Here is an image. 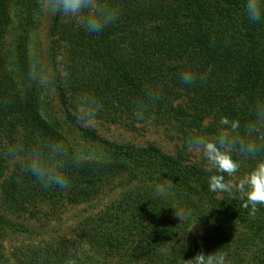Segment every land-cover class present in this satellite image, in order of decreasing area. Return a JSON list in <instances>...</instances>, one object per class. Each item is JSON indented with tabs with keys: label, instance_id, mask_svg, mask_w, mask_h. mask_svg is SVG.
<instances>
[{
	"label": "trees",
	"instance_id": "16d2710c",
	"mask_svg": "<svg viewBox=\"0 0 264 264\" xmlns=\"http://www.w3.org/2000/svg\"><path fill=\"white\" fill-rule=\"evenodd\" d=\"M244 2L106 0L119 17L99 34L51 16L47 37L55 79L50 89L80 140L90 142L91 151L83 152L66 139L49 88L28 77L29 53L40 62L39 0H0V264H182L216 250L234 263L264 264V205L252 216L238 194L209 191L214 173L185 146L190 134L215 135L221 116L243 126L256 101L264 100V18L250 22ZM189 69L206 79L185 85L180 74ZM148 88L160 98L138 119L136 103ZM83 93L102 105L97 118L131 129L165 125L181 140L180 148L168 153L154 143L109 140L93 126H79L73 101ZM48 140H63L70 150L95 154L99 162L69 166L66 189L44 188L3 155L11 143ZM233 158L244 173L255 164ZM157 187L165 194L157 195ZM110 192L101 209L80 220L76 237L29 239L15 247L13 262L6 258L8 231L25 232L30 221L44 220L42 204L61 198L88 202ZM176 212L186 219L180 221ZM194 224H211L213 231L181 235Z\"/></svg>",
	"mask_w": 264,
	"mask_h": 264
},
{
	"label": "clouds",
	"instance_id": "9594fccd",
	"mask_svg": "<svg viewBox=\"0 0 264 264\" xmlns=\"http://www.w3.org/2000/svg\"><path fill=\"white\" fill-rule=\"evenodd\" d=\"M43 14L61 16L75 20L86 32L99 34L105 28L116 23L118 9L111 7L106 0H39ZM244 13L250 22H259L264 18V0H245ZM28 77L37 85L45 88L53 86L54 72L42 65L29 53ZM185 85L194 84L197 79L203 81L206 75H197L192 70L180 74ZM159 93L148 88L144 99L136 103L134 115L145 119L149 104L159 100ZM73 117L81 127H91L96 123L102 105L97 99L83 93L73 101ZM253 117L243 126L239 119L221 116L215 135L190 134L185 139L186 150L200 154L206 161L205 171L212 172L208 178V189L212 192L238 194L244 209L255 216L258 205H264V100H257L251 109ZM236 154L244 159H251L255 164L243 176L234 180L241 164L233 158ZM3 155L11 162L20 163L23 171L30 173L44 188L66 189L70 186L67 173L69 166L80 168L88 162H99L95 154L85 155L75 149L70 150L63 140H48L42 143L26 145L17 141L3 149ZM225 175L229 179H225ZM157 195H164L165 188L157 187ZM180 221L186 219L183 213H177ZM195 224L190 228L193 229ZM227 253L216 250L205 254L197 253L182 264H230Z\"/></svg>",
	"mask_w": 264,
	"mask_h": 264
},
{
	"label": "rangeland",
	"instance_id": "374dc122",
	"mask_svg": "<svg viewBox=\"0 0 264 264\" xmlns=\"http://www.w3.org/2000/svg\"><path fill=\"white\" fill-rule=\"evenodd\" d=\"M50 15L42 13V22L38 29V36L40 40V62L51 70V56L49 54V41L47 37V30L50 24ZM48 97L51 99V107L55 109V114L62 121L64 132L66 133V139L71 143L78 145L77 147L83 149V152L91 151L89 147L90 142L80 140L74 124L68 119L66 115L59 109V103L52 91L48 89ZM59 107V108H58ZM61 114V115H60ZM60 115V116H59ZM137 123H135L136 125ZM98 133L109 140H116L118 142H131L137 145H145L147 143H154L158 145L163 151L168 153L176 152L177 147L180 148L182 142L177 138L174 130L168 128L165 125L155 124L153 122L147 123L146 125L138 124L136 128H130L125 122H114L110 123L105 120L97 118L96 123L93 125ZM189 152V151H188ZM191 158L201 159L203 158L200 154L189 152ZM242 168V166H241ZM240 172V173H239ZM234 180L240 179L244 172L239 171ZM109 184H107V188ZM106 191V190H105ZM101 198L81 203H68L65 199H60L55 203H48L41 205V215L44 214L46 218L44 220L30 221V225L27 226L25 232L11 233L8 231V235L3 240L4 253L7 259L13 262V255L15 247L19 244L30 240L43 239V241L61 239V238H73L78 234V226L80 220L86 215L91 214L98 209H101L104 203L111 199L112 193H105ZM59 199V198H58ZM5 215V213H3ZM11 220H16L10 217ZM21 222V220H17ZM213 226L211 224H197L188 233H181V235H196V234H207L212 232ZM190 230V229H189ZM234 230H245L240 226L234 227ZM229 261V260H228ZM230 264H247L244 262L234 263L229 261ZM251 264V263H250ZM253 264V263H252Z\"/></svg>",
	"mask_w": 264,
	"mask_h": 264
}]
</instances>
